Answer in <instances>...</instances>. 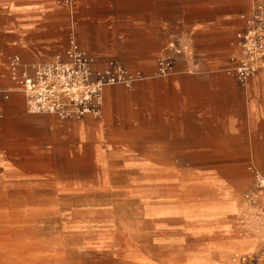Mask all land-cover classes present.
I'll return each instance as SVG.
<instances>
[{"label":"crops","instance_id":"crops-1","mask_svg":"<svg viewBox=\"0 0 264 264\" xmlns=\"http://www.w3.org/2000/svg\"><path fill=\"white\" fill-rule=\"evenodd\" d=\"M253 3L0 0L1 194L37 182L51 195L83 196L62 210L85 212L76 228L90 238L116 235L120 224L103 218L128 196L147 212V232L161 238L166 213L209 192L227 199L201 204L224 228L219 215L241 204L244 181L252 187L247 166L264 172V68L244 85L227 73ZM70 34L97 66L118 60L145 78L105 87L100 118L30 114L10 59L51 61L66 53ZM170 41L193 53L175 55V72L160 77L157 57Z\"/></svg>","mask_w":264,"mask_h":264},{"label":"rangeland","instance_id":"rangeland-1","mask_svg":"<svg viewBox=\"0 0 264 264\" xmlns=\"http://www.w3.org/2000/svg\"><path fill=\"white\" fill-rule=\"evenodd\" d=\"M248 187L246 180L238 207L219 215L222 229H215L217 214L201 205L227 200L220 195L185 196L180 209L158 222L164 226L161 238L147 232V212L136 211L133 198L119 196L117 210L103 218L120 224L116 235L90 238L76 228L85 212L62 210L70 203L77 208L83 196L51 195L37 182H26L20 192L11 186L9 196L0 192V264H238L234 255H259L264 248V200L256 206L246 202ZM241 243L251 248H240Z\"/></svg>","mask_w":264,"mask_h":264},{"label":"built area","instance_id":"built-area-1","mask_svg":"<svg viewBox=\"0 0 264 264\" xmlns=\"http://www.w3.org/2000/svg\"><path fill=\"white\" fill-rule=\"evenodd\" d=\"M240 54L230 59L233 66L227 73L241 84L264 68V0H254L244 28L236 33ZM69 48L64 55L51 61L22 63L15 55L11 57L10 79L23 92L27 112L49 114L61 120L81 119L86 115L102 116L103 90L107 86L122 84L130 87L145 78L140 72H130L118 60H108L97 66L95 59L69 35ZM193 53L186 45L170 41L156 61V75L166 77L175 72L174 56ZM252 175V187L243 194L244 200L256 206L264 200V172L255 164L247 166ZM264 258V248L259 255L239 256L238 264H258Z\"/></svg>","mask_w":264,"mask_h":264},{"label":"bare ground","instance_id":"bare-ground-1","mask_svg":"<svg viewBox=\"0 0 264 264\" xmlns=\"http://www.w3.org/2000/svg\"><path fill=\"white\" fill-rule=\"evenodd\" d=\"M239 256H241V255L236 254V255H234L233 259L235 260V259L239 258Z\"/></svg>","mask_w":264,"mask_h":264}]
</instances>
